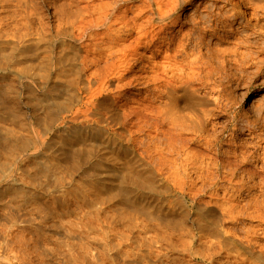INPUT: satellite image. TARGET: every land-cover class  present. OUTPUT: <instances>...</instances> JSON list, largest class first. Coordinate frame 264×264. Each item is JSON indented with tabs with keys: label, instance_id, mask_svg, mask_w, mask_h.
<instances>
[{
	"label": "rangeland",
	"instance_id": "374dc122",
	"mask_svg": "<svg viewBox=\"0 0 264 264\" xmlns=\"http://www.w3.org/2000/svg\"><path fill=\"white\" fill-rule=\"evenodd\" d=\"M71 1L72 0H0V37L2 36L0 38V57L3 59L0 58V61H2L0 62V149L4 148L0 151V164L2 165L0 166V264H264V255H262L264 254V236H262L264 235V221H261L262 218L258 219L259 217L256 216L258 215L256 206L257 203L263 201L264 192L262 190L263 188L261 189V186L259 187L260 183L258 186L256 184L255 187H251L254 182L260 179L256 178L253 180V183H250L252 180L249 181L243 173L238 172L237 176L234 177L235 181H231L227 178V174L223 169L220 170L215 168V172L214 167H204V170H199V172L203 170L202 173H204V175L201 174L202 180L205 178L204 180L208 183L210 177V182L212 179H221L219 181L220 184H217V186H209V183H206L207 185H203L202 188V184L198 182V185H196L197 187L188 186V189V187L183 188L177 183L180 178H183L179 172L170 175L166 169V171L162 170L159 172L155 170L156 172L154 174L156 175L153 174L154 177H156L154 178L155 185L156 181L158 183V186H155L157 189L155 188L154 191L150 192L143 188L137 190L132 185L130 173L122 168V158L124 157L125 162L133 161L136 157L135 159L137 162L141 160L138 163L143 164L146 162L145 164L148 165L147 163H151L152 161L150 155H154L157 161L159 159H165L166 157L164 156L167 155H165L167 147L165 146L164 148L166 142L162 136L158 135L154 138L153 135L150 134L148 127H144V130L142 129L134 132L133 137L127 143L124 136H118L119 133L126 134V132H123L124 130L122 128L114 125L109 126L108 124H104V122L101 124H98V121L87 122L95 125V127H104L105 134L109 133L110 136H112L114 132L119 131L115 133L117 137H114V140L111 141L106 137H102V140H99L101 143L98 141L102 144V147L97 142L96 146L95 143H86V146H90L89 148L82 146V144L76 145L77 147L75 146V150L81 151L78 152L79 154L74 152V149L70 148L73 146L72 144L69 145L67 142H71V138L63 131L65 129L64 126L62 127V125H59L61 124L60 122H58V124H53V97H57V95L60 94L62 95V90H59L62 86L59 85V81L57 82L55 78H53V59L51 58H53V38L56 40L55 44L58 43L55 45L56 50H54L58 55L59 52H63L64 49H67L65 52L76 51L79 56L83 54L82 45L78 41L70 37L68 38L67 36H56L59 30H66L70 26L67 23V17H69L68 15L70 12L68 13L67 11L70 10L73 14L74 11L76 12L74 16L70 13L73 16L71 18L77 16V14L79 15L80 11L77 12L78 10L76 11V9H80L83 2L79 0L76 6V2L74 3L72 1L73 3H71ZM206 5H209V3H206ZM203 6L204 5H201V7L199 6L200 11L203 10ZM195 10L196 7L191 11L194 12ZM59 40L63 42V44H60ZM64 40L67 43L64 42ZM3 41L5 44H2L4 43ZM60 45L63 46V50H60ZM13 46L16 48L15 51L14 48H11ZM64 46L66 48H64ZM71 47H73L75 51H71L73 49ZM28 48L31 49L29 50ZM17 55L18 57H16ZM49 59H51V63H48V65L50 64L48 68L47 61ZM77 62H79V59ZM77 65L81 66L80 62L77 63ZM41 66H43L48 73L51 72L49 75L50 77L48 76L49 78H47L48 80L44 79L45 81H43L41 77L39 78L38 73L36 75L35 72L32 74V77L27 78L20 73L21 71L23 72L25 68H29V71L32 72L33 70H36V72L38 70L39 75L47 73L42 72L45 70L42 69L43 67L41 68ZM53 79L55 81H53ZM247 80L248 82H246ZM247 80L243 81L241 86L234 90L236 101V108L234 111L220 118L221 125H219V129L221 130L222 146L227 149L230 148L229 145H225L223 142H226V140L229 139V137L231 138V135L234 134L238 136L237 142L252 141L248 131V128L252 126L255 127V129L252 128L254 134H259L260 132V136L264 137V74L252 80L250 82L251 84H249V79ZM245 82L248 85L245 84ZM57 86L60 88H55ZM79 92H81L79 94L80 97L84 98L85 94L83 90ZM63 96L64 95H62V97ZM56 114L57 116L59 115L58 112H56ZM68 114L69 116L73 115L72 112ZM232 116L236 117L233 118ZM80 117L78 119L82 121L83 119ZM93 117L95 118L96 116ZM249 121L256 126L252 125ZM233 128H236L235 131ZM10 134H12V136ZM254 141L255 140H253V142ZM83 145H85V143H83ZM78 147H80V149H78ZM147 148H149V150ZM121 149L127 152L129 159L128 157L125 158V153L120 155L123 152ZM162 150L165 152L163 151V153ZM257 151L262 152L261 149H257ZM83 152L86 153L84 154ZM138 156L141 159H138ZM113 157L118 160L115 161L116 159ZM97 160L99 161L98 165ZM119 160L122 162L121 164ZM254 161L257 165H262L261 161H256L255 159ZM5 163H7V165ZM199 172H197L198 175ZM191 174V179L194 178L201 181V178L199 179L196 173L192 172ZM213 174L214 178L212 177ZM205 175L206 177L203 178ZM223 175L226 177L224 178ZM220 176H222L223 179ZM238 176L245 180L244 182L246 185H243V181H240L242 184L239 182L240 179ZM235 178H238V181ZM172 180L175 181L173 182ZM224 180L229 182L227 183ZM175 182L178 186L175 185ZM242 186L245 187L242 188ZM204 188L206 189L203 190ZM238 188L241 189L238 190ZM168 190L171 195L168 194ZM125 191L128 194H126ZM161 192L163 194H161ZM237 193L239 195H237ZM229 195L231 196L229 197ZM256 195H258V197H256ZM192 197H195L193 198L195 200H193ZM224 197L227 201H225L226 199ZM253 199H256L254 200V203L256 202L255 205L254 203L252 204ZM182 201L184 203H182ZM249 201L251 205L248 204ZM231 202L235 203V207L233 206L234 203L232 205ZM197 203L198 207L196 205ZM208 204L210 206H208ZM222 204H224V206ZM244 204L247 207H245ZM134 205H136V207H134ZM227 205L228 207H234L233 214H228V216L226 213L223 215V209L221 210L220 208H226L225 206ZM218 206L220 207L218 208ZM237 206L242 208V212H240L241 208ZM199 207L205 209L201 210L202 208L200 209ZM251 207H253L252 210L254 209L255 211H252ZM150 208L151 210H149ZM156 208L157 211L160 210V212L158 211L159 214ZM244 209H246L247 212ZM219 210H221L220 214ZM238 210H240V213ZM196 211L199 212L196 213ZM209 211L211 214L208 213ZM241 213H243V216ZM179 214H182V217L180 216L179 218ZM135 215H137V217ZM152 216H156V218ZM229 216L234 218L232 219ZM183 218H186V220ZM227 218H229L228 221ZM224 220L226 221L224 222ZM134 221L135 223H133ZM177 221L179 223H177ZM184 221L185 223H182ZM199 222L203 224L201 225ZM152 226L154 228H152ZM212 228L214 230L216 228L218 232L210 230ZM233 233L236 234V236L232 235ZM219 234L223 236V239ZM213 235L214 238L210 237ZM215 235H217V238ZM224 239L225 241L229 239L228 242H231V245L228 244L227 241L225 242ZM236 239L238 242H236ZM214 240L217 242L218 246L221 245V247L216 246L217 244L215 245V243L213 244ZM249 240L251 243H249ZM252 241L255 242L253 243ZM203 242L205 243L203 244ZM219 242L221 243L219 244ZM234 242L236 244H234ZM224 243L225 245H223ZM240 244L246 246L243 247ZM224 246H226L227 249H225ZM229 246L233 248L237 247L238 251L235 252V248H229ZM215 247L217 251H215ZM220 248L221 250H219ZM247 250H250L252 253L250 251L247 252ZM215 252H218V255ZM196 253L198 254L195 255ZM248 253H250V256ZM240 255L244 256L240 257ZM259 259H261V262Z\"/></svg>",
	"mask_w": 264,
	"mask_h": 264
},
{
	"label": "bare ground",
	"instance_id": "6f19581e",
	"mask_svg": "<svg viewBox=\"0 0 264 264\" xmlns=\"http://www.w3.org/2000/svg\"><path fill=\"white\" fill-rule=\"evenodd\" d=\"M72 1L74 3L76 2V6L78 5L77 2H79V0H72ZM72 1H71V3H73ZM81 1L83 2L82 6L80 7V9H76V11L78 10L77 12L80 11L79 15L77 14V16H79V17L75 16L74 18H71L74 15H76V12L74 11L75 9L72 10V11H74V14L70 10L67 11L68 13L70 12L71 14H73V16H72L69 13V15H68L69 17H67L68 18L67 23L70 26L66 30H59L57 32L56 36H58V37L67 36L68 38L70 37L71 39L78 41L82 45L83 54H81L80 56H79V54L77 55V52L74 50L73 47H71V48H73L71 51L74 50L75 52H67V51L65 52V50H67V49H64V51H63L64 53L61 51V52H59V55H58V53L54 51V50H56L55 45H57L58 43L55 44L56 40L53 38V58H51V59H53V78H55V80L57 82L59 81V83H60L59 85L62 86L60 88V87H58L59 86L58 85L55 88H57V89L60 88L59 90H62V95H64L62 97V95L60 94L62 99L60 98V95H57V97L56 96L53 97V107H52L53 108V124L54 123L58 124V122H60L61 124H59V125H62V127L64 126L65 129L63 131H65L66 134L71 138L70 139L71 142H67V143L69 145L72 144V146L74 147V148L73 147H70V148L74 149V152L78 153L81 151L75 150V148L77 147L76 145L82 144V146L85 147L89 143H95V146H96V142L99 143L100 142L99 140H102V137H106L109 141L114 140L113 138L117 137L115 135V133H118L119 131L114 132L113 134L111 133L112 136H110L109 133L105 134V131H104L105 128L104 127H95V125L89 124L87 122L98 121V124L99 123L101 124L102 122H104V124H108L109 126L114 125V126H118V127L122 128L124 130L123 132H126L127 135L125 133H119L118 136H124L127 140V143L133 137L134 132L142 130L144 127H148L149 128L148 130H150V134H152L154 138L158 135L162 136V138L166 142V144L164 145V148H165V146L167 147L166 152L164 150H162V152L164 151L165 155L166 154L167 155L164 156L166 158L163 159L165 162L161 159H159L158 161H160V160L161 161L158 162L157 159L154 157V155H150L152 157V161L150 160L151 157L149 156L150 157L149 160L151 161V163H147L148 165L145 164L146 162H144L143 164L138 163L141 160H139L137 162V160L135 159L136 158L135 156H134L135 160L133 159L134 162L133 161H125L124 162V157H123L124 155L122 156L123 157L122 158L123 164H121L122 162L119 160L120 164L122 165L123 169H126V171L130 173L131 182L133 183L132 185L137 190L143 188L144 190L149 191V192L154 191L155 188L158 186L157 181H156V185L154 182V178H156V177H154V175H156V174H154L156 172L155 170H157L159 172L162 170L166 171V169L168 170L167 172L170 173V175H172L175 172H177V173L179 172L182 175L183 178H180L179 179L180 181L178 180L177 183L180 184V186L183 188L188 187V186L197 187L196 185H198V182H199V184L200 183L202 184L201 187L203 185H207L208 183H209V186L210 185L217 186V184H220L219 181L221 179L220 180H218V179L213 180L212 179L213 181L211 180V182H210V178H211L210 177L209 182L207 183V181L204 180L205 179L204 177H206L207 174L205 176H203V178H204L203 180L201 178L202 177L201 174L204 175V173H202V171L205 169L204 167H206V168L214 167V171H215V168L220 169V170L223 169L227 174V178L231 181L234 180V177L237 176L238 172L243 173L249 181L252 180L250 183H253V180L258 178L260 180L257 182H254L252 184L253 186H251V187H255L256 184L258 186V184L260 183L259 187L261 186V189L263 188L262 190L264 192V137L260 136V134H261L260 132H259V134L258 133L254 134L253 129H255V127L252 126V127L248 128L249 136H250V139L252 141H250V142H237L238 136L236 134H234V135H231V138L229 137V139H227L226 142H223V143H225V145L226 144L229 145L230 148L227 149V148H224L222 146V141H221L222 138H221V134H220L221 130L219 129V127H220L219 125H221L220 118H222L223 116L227 115L228 113L234 111V109L236 108L234 90L239 88L241 86V84L243 83V81H246L247 79H249V84H251L250 82L252 80H254L255 78H258L264 74V0H81ZM206 3L207 4L209 3V5H206ZM201 5H204L202 8L203 9L202 11L199 10V6L201 7ZM68 6H71V5H68ZM194 7H196V10L194 12H192L191 10ZM62 13H63V11H62ZM183 15H184V17H183ZM57 25H59V24H57ZM34 34H36V33H34ZM24 36H25V34H24ZM35 39H36V37H35ZM59 42H60V40H59ZM64 42H66V41L64 40ZM61 43L63 44V42H60V44ZM2 44H5V42ZM11 48H14V46ZM62 48H63V46H61L60 50ZM64 48H66V47L64 46ZM71 48H69V49H71ZM45 49H47V48H45ZM15 50H16V48H14V51ZM38 51H39V49H38ZM11 52H13V51H11ZM10 54H12V53H10ZM22 56H23V54H22ZM16 57H18V55ZM51 59H49L47 61V65L49 62L51 63ZM78 59H79L81 66L77 65V63H79V62H77ZM0 62H2V61H0ZM3 65H4V62H3ZM39 65H41V64H39ZM42 67L43 66H41V68ZM49 67H50V64L48 65V68ZM42 69L45 70L44 67ZM29 70H30L29 68H25L23 70V72L21 71L20 73L23 74V76L26 78L32 77V74L34 72L36 75L38 73L39 78L41 77L43 79V81L48 80L47 78H49L50 77L49 75L51 74V72L48 73L45 70L42 72H47L48 74L47 73L43 74L42 72H40L43 75L42 74L39 75L38 70H37V72H36V70L34 71L33 69H31V70H33V72L29 71ZM55 80L53 79V81H55ZM11 81H13V80H11ZM246 82H248V80ZM246 82H245V84H247ZM41 83H42V81H41ZM12 87H14V86H12ZM79 89L83 90V92L85 94L84 98L80 97L79 94L81 92H79L80 91ZM56 91H54V92L57 93L58 91L57 92ZM54 92H53V94H54ZM83 92H82V94H83ZM235 93H236V91H235ZM3 102H5V101H3ZM38 105H39V103H38ZM4 106H5V104H4ZM46 109H47V107H46ZM259 109H260V107H259ZM56 112L59 113L58 116H57ZM69 112H72L73 115L69 116V114H68ZM256 112H257V110H256ZM80 116L83 119L82 121L78 119ZM93 116H96V117L94 118ZM90 117H92V118H90ZM232 117L235 118L236 116H232ZM51 118H52V115H51ZM249 122L251 123V121H249ZM78 123H80V124H78ZM252 125H254V123ZM235 126H236V124H235ZM254 126H256V125H254ZM233 129L235 131L236 128H233ZM236 131H238V130H236ZM230 133H232V132H230ZM10 135L12 136V134H10ZM18 135H20V134H18ZM2 138H3V136H2ZM18 139H19V137H18ZM108 140H107V142H108ZM253 140H255V141L253 142ZM141 141H143V140H141ZM83 143H85V145H83ZM148 143H149V141H148ZM100 145L102 147V144H100ZM86 147L89 148L90 146H86ZM144 148H145V146H144ZM3 149H0V151ZM59 149H61V148H59ZM78 149H80V147H78ZM147 149L149 150V148H147ZM257 149L258 150L261 149L262 152L257 151ZM121 150H123V149H121ZM153 150H150V151H153ZM145 151H146V149H145ZM91 152H92V150H91ZM128 152H129V150H128ZM2 153H3V151H2ZM5 153H7V152H5ZM88 153H90V152H88ZM124 153L126 154L125 158H127L128 157L127 152L124 150L120 155H122ZM143 154H144V152H143ZM120 155H118V156L121 157ZM162 155H164V154H162ZM144 157H146V156H144ZM113 158L116 159L115 161L118 160L115 157H113ZM139 158L140 157L138 156V159ZM119 159H121V158H119ZM128 159H129V157H128ZM254 159L256 161H261L262 165H257L255 163ZM4 161H6V160H4ZM155 161H157V162H155ZM98 162L99 161L97 160V165H98ZM5 164L7 165V163H5ZM64 165H66V164H64ZM0 166H2V165L0 164ZM67 166H69V165H67ZM75 166H76V164H75ZM104 166H106V165H104ZM60 167H62V166H60ZM42 169H43V167H42ZM201 169H203V170L201 172H199V170H201ZM192 172H194L196 174H197V172H199V175L197 174V176L199 179L201 178V181H199L198 179H194V178L191 179L192 178V176H191ZM76 173H77V171H76ZM220 173H222V172H220ZM209 174H210V172H209ZM108 175H110V174H108ZM240 175H242V174H240ZM87 176H90V175H87ZM96 176H98V175H96ZM212 177L214 178V174ZM215 177H217V176H215ZM220 177L223 179L224 175H223V177L222 176H220ZM241 178L239 177V179H240L239 182L243 181V185H246L244 182L245 180L243 178L241 180ZM235 179L237 180L238 178H235ZM224 181H226V180H224ZM119 183H120V181H119ZM236 184H239V183H236ZM175 185H177L176 182H175ZM243 187H245V186H242V188ZM107 188H109V187H107ZM188 189H189V187H188ZM205 189L206 188H204L203 190H205ZM240 189L238 188V190H240ZM117 190H118V188H117ZM163 190H164V188H163ZM122 191H123V189H122ZM95 192H97V191H95ZM111 192H112V190H111ZM164 192H165V190H164ZM191 192H189V193H191ZM125 193H126V191H125ZM154 193H156V192H154ZM126 194H128V193H126ZM161 194H163V193L161 192ZM168 194H170V191ZM132 195H133V193H132ZM193 195H194V193H193ZM237 195H239V194L237 193ZM112 196H114V195H112ZM230 196L231 195H229V197ZM256 197H258V195H256ZM193 198H195V197H192V199ZM101 199H103V198H101ZM193 200H195V199H193ZM228 200H230V199H228ZM231 200H233V199H231ZM254 200H256V199H253V201L250 200V201H252V204L254 203ZM225 201H227V199ZM250 201L248 204H250ZM260 201H261V199H260ZM201 202H202V200H201ZM182 203H184V202L182 201ZM231 203L233 205L234 202H231ZM255 203H254V205H255ZM166 204H167V202H166ZM202 204H204V203H202ZM224 204H222V205L224 206ZM248 204H246V205H248ZM196 205L198 207V203ZM239 205H241V204H239ZM250 205H249V207H250ZM208 206H210V205L208 204ZM233 206L235 207V203ZM233 206L228 207V205H227V206H225L226 208L218 206V208L220 207L221 210L223 209L222 214L224 215V213H226L228 216V214H233V212H234ZM244 206H245V204H244ZM134 207H136V205H134ZM139 207H140V205H139ZM169 207H170V205H169ZM237 207H239V206H237ZM242 207H243V205H242ZM245 207H247V206H245ZM253 207H251V210ZM256 207H255L256 211H258V213H257L258 215H256V216L259 217L258 219L262 218L261 221L262 220L264 221V199L261 203L260 202L257 203ZM178 208H179V206H178ZM199 208L200 209L202 208L201 210L205 209L203 207H199ZM239 208H241V207H239ZM138 209H140V208H138ZM149 210H151V208ZM181 210H182V208H181ZM184 210H185V208H184ZM221 210H219V214H220ZM244 210L247 212L246 209H244ZM156 211H157V208H156ZM158 211L160 212V210H158ZM199 211H196V213ZM217 211H218V209H217ZM235 211H236V209H235ZM239 211L240 210H238V212ZM245 211H244V214H245ZM159 212H158V214H159ZM240 212H242V208H241ZM202 213H205V212H202ZM208 213H210V211ZM177 214H178V211H177ZM234 214L237 215L236 213H234ZM242 214L243 213H241V215ZM248 214H249V212H248ZM135 216L137 217V215H135ZM150 216H151V214H150ZM180 216L182 217V214H179V218H180ZM232 216H234V215H232ZM154 217L156 218V216H154ZM184 217H186V216H184ZM229 217L232 218L231 216H229ZM153 218H151V219H153ZM209 218H210V216H209ZM183 219L186 220V218H183ZM228 219L229 218H227V221H228ZM225 221L226 220H224V222ZM249 221H251V220H249ZM133 223H135V221ZM177 223H179V222L177 221ZM182 223H185V221ZM199 223H201V225L203 224L202 222H199ZM188 225H190V224H188ZM196 226H197V224H196ZM210 226H212V225H210ZM133 228H134V226H133ZM152 228H154V227L152 226ZM152 228H150V229H152ZM186 228H187V226H186ZM213 228L210 230H214ZM220 228H221V226H220ZM238 228H240V227H238ZM214 231H216V228ZM214 231H212V232H214ZM199 232H203V231H199ZM208 232H209V229H208ZM216 232H218V231H216ZM230 233H231V230H230ZM208 234H210V233H208ZM223 234H224V232H223ZM249 234H250V232H249ZM164 235H162V236H164ZM217 235H215L216 238H217ZM220 235L221 234H219V236ZM232 235L236 236V234H234V233ZM235 236H233V237H235ZM262 236H264V235H262ZM210 237L214 238V235L210 236ZM220 237H222V239H223V236H220ZM237 238H239V237H237ZM163 239H164V237H163ZM186 240H184V241H186ZM216 240H219V239H216ZM224 241H225V239H224ZM224 241H222V242H224ZM226 241L228 244L231 243V242L230 243L228 242L229 239ZM236 242H238L237 239H236ZM204 243L205 242H203V244ZM214 243H215V245L217 244V242H215V240L213 241V244ZM220 243L221 242H219V244ZM249 243H251V241ZM234 244H236V243L234 242ZM223 245H225V243ZM240 245H242V244H240ZM216 246H218V244ZM226 246H224L225 249H227ZM232 246H229V248H233ZM245 246H243V247H245ZM186 247H188V246H186ZM218 247H221V245ZM240 248H241V246H240ZM263 249L261 250L262 252H263ZM219 250H221V248ZM215 251H217L216 247H215ZM228 251H230V250H228ZM234 251L235 252L238 251L237 247L235 248ZM249 251L250 250H247V252H249ZM182 252H184V251H182ZM207 253H208V251H207ZM197 254L198 253H196L195 255H197ZM248 254L250 256V253H248ZM262 255H264V254H262ZM231 256H232V254H231ZM242 256H244V255H242ZM242 256L240 255V257H242ZM209 257H210V255H209ZM251 257H252V255H251ZM259 261L261 262V259H259ZM256 264H258V263H256Z\"/></svg>",
	"mask_w": 264,
	"mask_h": 264
}]
</instances>
